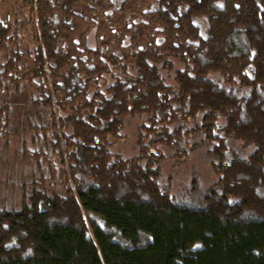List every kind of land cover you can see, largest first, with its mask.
Returning <instances> with one entry per match:
<instances>
[{"label":"trees","instance_id":"trees-1","mask_svg":"<svg viewBox=\"0 0 264 264\" xmlns=\"http://www.w3.org/2000/svg\"><path fill=\"white\" fill-rule=\"evenodd\" d=\"M3 0H0V130L8 128ZM0 264H13L11 208H0Z\"/></svg>","mask_w":264,"mask_h":264},{"label":"rangeland","instance_id":"rangeland-1","mask_svg":"<svg viewBox=\"0 0 264 264\" xmlns=\"http://www.w3.org/2000/svg\"><path fill=\"white\" fill-rule=\"evenodd\" d=\"M0 208H11L8 128L0 130Z\"/></svg>","mask_w":264,"mask_h":264}]
</instances>
